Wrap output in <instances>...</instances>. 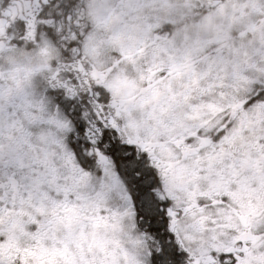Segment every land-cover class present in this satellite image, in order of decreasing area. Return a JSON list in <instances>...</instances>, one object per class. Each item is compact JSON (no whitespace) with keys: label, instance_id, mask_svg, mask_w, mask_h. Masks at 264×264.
<instances>
[{"label":"snow or ice","instance_id":"1","mask_svg":"<svg viewBox=\"0 0 264 264\" xmlns=\"http://www.w3.org/2000/svg\"><path fill=\"white\" fill-rule=\"evenodd\" d=\"M161 2L0 0V264H264V0Z\"/></svg>","mask_w":264,"mask_h":264},{"label":"rangeland","instance_id":"2","mask_svg":"<svg viewBox=\"0 0 264 264\" xmlns=\"http://www.w3.org/2000/svg\"><path fill=\"white\" fill-rule=\"evenodd\" d=\"M158 4H153V6L145 4L138 12V17H142L141 24L144 26L147 18H150L153 22V26L156 28L167 25L170 21L171 32L170 38L177 41L178 43H183L187 40L191 41H212V40H222L225 43L232 42V33L238 29L229 20L225 21L222 18H217L212 15H198L194 13L191 9H186L177 0H173L171 6H166L163 8V12L158 8ZM173 8V10L171 9ZM181 9H184L182 12ZM132 24H135V18L133 17ZM129 27H132L130 25ZM168 33H166L167 35ZM24 54H20L18 61L15 64L24 65L27 62ZM5 63H12L11 59L6 56Z\"/></svg>","mask_w":264,"mask_h":264},{"label":"flooded vegetation","instance_id":"3","mask_svg":"<svg viewBox=\"0 0 264 264\" xmlns=\"http://www.w3.org/2000/svg\"><path fill=\"white\" fill-rule=\"evenodd\" d=\"M159 6L157 9L161 8V11L163 12V8L168 6V4L166 3H157ZM145 4H138L136 5L130 12L129 15V19H128V26L132 25V27H129V29L135 33V34H139L142 30H143V25L141 24L142 22V17H138L137 12L144 6ZM153 6V5H151ZM17 14H18V10H19V6L17 5ZM173 10V8H171ZM182 12L184 11V9H181ZM133 17L135 18V24H132L133 21ZM172 23L170 21L167 22L168 26V33L171 32L172 28H171ZM156 27V26H154ZM20 54H24L27 61L23 60V62H27L26 64H24L25 66H27L29 63L33 64V67H38V63H39V58L41 57V53H36L35 56H32V54L30 53H26L23 49L20 50H12L11 53L8 56L9 59H11L12 63L15 64L16 61H18ZM32 56L31 60H29V57ZM6 56L4 57L5 60Z\"/></svg>","mask_w":264,"mask_h":264}]
</instances>
